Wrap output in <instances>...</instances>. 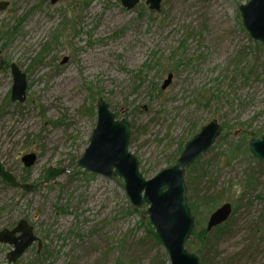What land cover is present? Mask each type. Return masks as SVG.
Listing matches in <instances>:
<instances>
[{"label": "rangeland", "instance_id": "374dc122", "mask_svg": "<svg viewBox=\"0 0 264 264\" xmlns=\"http://www.w3.org/2000/svg\"><path fill=\"white\" fill-rule=\"evenodd\" d=\"M249 1L162 0L156 12L145 2L127 10L122 0H0L9 3L0 11V163L33 186L0 178V231L26 220L41 240L14 264H171L150 233L147 205H132L123 179L78 167L100 98L131 124L129 150L148 180L212 120L223 125L200 160L208 170L197 194L206 199L191 210L194 230L225 203L234 211L186 248L201 264H264V160L250 152L264 135V44L243 26ZM12 64L27 77L24 103L11 99ZM30 153L37 161L27 168ZM50 167L65 172L43 183ZM192 194L188 187L189 207ZM12 249L0 245V264H12Z\"/></svg>", "mask_w": 264, "mask_h": 264}, {"label": "water", "instance_id": "95a60500", "mask_svg": "<svg viewBox=\"0 0 264 264\" xmlns=\"http://www.w3.org/2000/svg\"><path fill=\"white\" fill-rule=\"evenodd\" d=\"M57 2L58 0H51L52 4ZM141 2H145L152 11L161 10L162 0H122L127 10H132ZM8 5V2H0V11L6 10ZM240 12L243 26L250 37L264 44V0H250L240 7ZM5 65V59L0 53V72ZM11 72L14 79L11 99L24 103L27 93L26 74L15 64H12ZM172 78L170 74L162 90L171 84ZM97 108V124L88 148L78 161V167L106 178H122L132 205L135 208L147 205L146 215L169 253L171 264H201L200 258L186 248L195 228V218L187 198L186 172L197 159L215 145L223 132V125L216 119L212 120L186 143L174 166L164 169L148 180L140 170L138 158L129 150L131 124L126 119L117 120L110 105L102 98L97 101ZM250 152L258 160H264V135L260 139H251ZM36 161L37 156L34 153L23 157V163L27 168L34 166ZM64 172V169L50 167L43 183L53 182ZM0 178L14 187H21L26 192L33 189L31 184L18 181L2 163ZM233 209L230 203L217 208L208 220L206 231L211 232L226 223ZM35 242L39 243L40 251L41 240L34 234V228L26 220H21L13 229L4 228L0 231V245L13 247L7 255L8 262L12 264L16 263Z\"/></svg>", "mask_w": 264, "mask_h": 264}, {"label": "trees", "instance_id": "16d2710c", "mask_svg": "<svg viewBox=\"0 0 264 264\" xmlns=\"http://www.w3.org/2000/svg\"><path fill=\"white\" fill-rule=\"evenodd\" d=\"M183 149L179 150V156L181 155ZM200 160H201V157L199 159H197L195 161V163L189 169H187V172H186V173H188L187 177H186V184L190 188V191L194 192V194H192V196L190 195V198H189L190 208L193 212H196V210L201 207V204H202L201 200L206 199L205 196L203 197V196H200V194H197V188L202 183V180H204L207 177V170H208V164H206V167H205V165L203 166V164L200 165ZM223 193L218 198H214L213 202H209L208 205L205 206L207 209V212H211L213 210V208L216 205L215 203L217 201H219L220 197L224 196ZM135 210L138 211L137 209H135ZM233 211H234V209H233ZM148 227L150 229V233L155 237V239L157 241H160L157 234L155 233L154 228L151 227L149 222H148ZM222 227H223V225H220L217 228H215L214 230L220 231V230H222ZM192 236L195 239L201 240V242H205L209 238V232H207L206 229H200V230L197 229V230L193 231ZM187 244H188V242H187Z\"/></svg>", "mask_w": 264, "mask_h": 264}, {"label": "clouds", "instance_id": "9594fccd", "mask_svg": "<svg viewBox=\"0 0 264 264\" xmlns=\"http://www.w3.org/2000/svg\"><path fill=\"white\" fill-rule=\"evenodd\" d=\"M244 190V186L239 183L234 184L232 188V191L235 194V198H239L243 194Z\"/></svg>", "mask_w": 264, "mask_h": 264}, {"label": "flooded vegetation", "instance_id": "af4514ba", "mask_svg": "<svg viewBox=\"0 0 264 264\" xmlns=\"http://www.w3.org/2000/svg\"><path fill=\"white\" fill-rule=\"evenodd\" d=\"M6 67V66H5Z\"/></svg>", "mask_w": 264, "mask_h": 264}]
</instances>
